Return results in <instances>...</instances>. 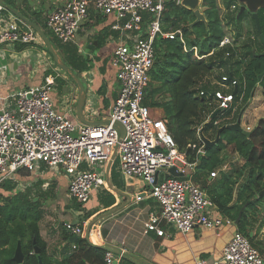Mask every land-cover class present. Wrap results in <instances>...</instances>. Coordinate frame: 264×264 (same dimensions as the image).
<instances>
[{
  "label": "built area",
  "instance_id": "obj_1",
  "mask_svg": "<svg viewBox=\"0 0 264 264\" xmlns=\"http://www.w3.org/2000/svg\"><path fill=\"white\" fill-rule=\"evenodd\" d=\"M180 2L177 0L176 4ZM164 6L165 0H61L55 6L47 16L46 28L62 44L75 43L90 9L114 16L110 30L119 35L120 43L111 61L119 85L118 94L110 110L109 123L96 126L73 122L54 108L51 96L56 80L61 79L58 69L53 70L54 75L44 76L40 85L16 92L12 102H0V186L14 181L22 191L31 182L23 180L21 172L40 173L41 167L58 170L66 175L68 198L84 205L93 192L104 190L107 184L95 168L110 162L117 154L121 175L142 182L160 207L158 213L149 214L145 234L166 236L160 223L180 234L190 233L195 226L214 229L230 223L212 214V202L192 181L195 163H189L178 150L167 131L166 121L153 120L150 108L143 104L154 62L155 39L160 35L173 40L182 33L180 30L162 32ZM237 7V4L231 5L230 11ZM17 44L44 47L38 33L30 27L21 29L17 19L0 3V46ZM226 45L231 42L224 39L219 47ZM227 79H221L226 91L236 86L234 80L225 84ZM232 97L230 93L216 91L212 100L215 109L228 110ZM116 124L123 129V138ZM204 153L202 145L196 156ZM171 168L183 177H170ZM159 175L165 178L160 180ZM216 176V172L210 174V178ZM63 227L71 236L84 234L83 225L66 223ZM121 259V255L109 250L103 255L104 264H120ZM221 263L264 264V258L236 230L223 249Z\"/></svg>",
  "mask_w": 264,
  "mask_h": 264
},
{
  "label": "crops",
  "instance_id": "obj_2",
  "mask_svg": "<svg viewBox=\"0 0 264 264\" xmlns=\"http://www.w3.org/2000/svg\"><path fill=\"white\" fill-rule=\"evenodd\" d=\"M60 3L61 0H17L16 9L13 10L42 30L41 24L46 26L47 16ZM226 3L233 5L236 2L234 0H217L225 32V37L222 40L227 39L231 42V45L226 46L233 49L243 41H253L255 44L253 24L248 21L242 22L245 30L240 32L239 41L235 40V35L239 32L237 29L232 28V33L228 34L226 26L231 27L234 17L232 13H235L238 7L231 12H226ZM261 10L264 9L257 12ZM200 11L203 13L201 4ZM13 16L17 19L21 29L32 28L28 23L15 15ZM114 20L113 15L104 16L90 9L88 18L81 24L74 43L79 54L87 59L89 67L82 73H75L85 91L82 115L87 122L96 124H103L109 120L110 110L119 89L115 68L111 61L113 52L120 43L119 35L110 30V25ZM42 32L50 41L45 31L42 30ZM41 41L44 47L21 44L0 46L1 103L12 102L16 92L40 85L46 72L58 69L51 56L48 55L49 53L47 54L44 41L42 39ZM254 46L256 47V45ZM260 55L264 59V52ZM215 78L216 75L211 77V84L223 87L222 81ZM59 80L62 81L63 86L66 83L64 89L67 90L63 93H61L62 90L57 91L58 85L56 84L51 96L54 108L60 113H65L71 121L85 125L81 123L76 114L78 94L76 85L63 72H61ZM68 82L74 87L70 88L71 85L68 86ZM244 105L246 107L241 110L236 122L239 120L240 128L250 132L258 126L260 120H264V98L259 85L255 86ZM149 108L155 120H164L162 109ZM228 149L227 153L231 156L228 157L227 153H222L223 157L226 156L228 159L227 163L214 171L217 175L219 172L227 171L232 165L242 164L232 148ZM95 172L102 174L107 184L104 190L93 192L90 200L84 205L68 198V181L66 182L64 179L66 175L62 171H51L41 167L40 173L22 172L21 174L22 179L31 182L29 188H32L37 182L32 191V195L35 196L33 201H38L40 205L42 219L39 222V234L46 244V255L51 260V264L60 263L75 251V246H73L75 242L70 241L73 236L67 234L63 227L66 223L83 225L84 234L80 237L85 238L93 247L121 255L120 264H222L223 249L234 232L238 231L239 222L236 223V221L225 218L213 206L212 214L230 223L221 224L214 229L195 226L188 234H180L165 223H160L159 226L166 236L158 237L155 233L145 234L144 225L149 214L160 211L159 205L150 197L148 188L144 184L141 185L140 182L133 186L124 182V176L119 172L117 154L110 162L96 167ZM25 173H28L30 178L25 177ZM55 174L62 175V178H58ZM164 178V175H159L160 180ZM46 179H50L52 184H48ZM56 185L59 190L63 191L66 200L61 198L57 200L56 193H51ZM262 207L257 221L253 222L247 231L252 239V245L264 258V211ZM242 213L243 209L239 214L242 216Z\"/></svg>",
  "mask_w": 264,
  "mask_h": 264
},
{
  "label": "trees",
  "instance_id": "obj_3",
  "mask_svg": "<svg viewBox=\"0 0 264 264\" xmlns=\"http://www.w3.org/2000/svg\"><path fill=\"white\" fill-rule=\"evenodd\" d=\"M176 1L165 0L161 29L163 33L177 30L182 33L173 40L160 35L155 39L154 62L143 104L163 110L169 135L186 160L196 165L193 183L205 191L217 211L225 218L236 221L243 209L238 231L252 244L247 228L257 221L264 202V197H259L264 189V120H260L258 126L250 131L249 137L224 129L217 144L204 155L196 156V152L203 145L200 132L205 139L215 140L220 128L236 122L243 109L239 103L245 104L255 86L261 87L264 98V59L260 55L264 47L255 31V44L243 41L233 49L228 46L219 48L225 32L217 0H202L206 23L200 22L192 28L189 26L195 20L193 13L177 5ZM2 2L4 7L16 9L17 0ZM225 5L228 12L231 3ZM237 11L235 19L241 22L247 11ZM257 14L264 35V10ZM240 38L239 31L235 40ZM50 43L72 72L79 74L89 69L87 59L79 54L74 44H62L57 40H50ZM213 75L218 81L227 77L225 84L234 80L236 86L226 91L223 87L212 85ZM216 91L233 96L228 110L215 109L212 100ZM216 112L219 113L211 119ZM192 146L195 148L192 149ZM229 147L242 164L232 165L210 179V174L225 164L222 153ZM24 175L30 178L28 173ZM36 184L24 191L17 189L14 181H6L0 186V264H16L13 256L18 243L23 254L22 264L52 263L39 234L42 212L39 202H34L35 196L32 195ZM73 246L75 251L55 264H104L105 250L91 246L85 238L80 237ZM35 249L40 251L39 255L35 254Z\"/></svg>",
  "mask_w": 264,
  "mask_h": 264
},
{
  "label": "water",
  "instance_id": "obj_4",
  "mask_svg": "<svg viewBox=\"0 0 264 264\" xmlns=\"http://www.w3.org/2000/svg\"><path fill=\"white\" fill-rule=\"evenodd\" d=\"M235 1L238 3V5L240 7V12L247 11V12L251 13V17L254 20L255 25H256V31H257V33L260 36V40H261L262 44L264 45V35L261 32V27H260L258 15H257V11L258 10L264 9V0H235ZM0 3L2 5H4L3 2H2V0H0ZM201 3H202L201 0H181V2H180V6L183 7V8H185L186 10L192 12L193 15H194V17H195L194 22L189 26L190 28H192L194 25H196V24H198L200 22H202L204 24L206 23L205 17L203 15V13L200 11V4ZM5 9L9 13H11V14L15 15L16 17H18L19 19H21L22 21L28 23V25H30L39 34V36L41 37V39L44 41L45 46H46V50L49 53V55L51 56L54 64L56 65V67L61 72L67 74L70 77L71 81L76 85V87L78 89L77 104H76V114L79 117V120L81 121V123L82 124H85L87 126L102 125V124H96V123L87 122L83 118L82 110H83L84 100H85V91H84L83 85H82L81 81L79 80V78L77 77V75L75 73H73L70 68H68L66 65H64V63L62 62L61 58L57 54L56 50L54 49V47L52 46V44L50 43V41L47 39V37L45 36V34L42 32V30H40L37 26H35L31 22L27 21L25 18H23L21 15H19L13 9L7 8V7H5ZM218 113L219 112H216L211 117V119L216 114H218ZM108 123L109 122L107 121V122L103 123V125H107ZM239 123H240V121L238 120L236 122V124H234V125H228V126H226L224 128H220L217 131L215 140H213V141H209V140L205 139L202 136L201 132H200L199 136H200L201 142L204 145V151H207L210 147H212L215 144H217V142L219 140V137H220V133L224 129H227V130L233 131V132H237V133H241L243 136L249 137L250 132L243 131L240 128ZM115 127L119 131L120 137L123 138V134H124L123 129L118 124H116ZM201 131H202V129H201ZM168 175L170 177H174V178H182L183 177L182 174L176 173L174 168L169 169ZM123 180H124V182L127 185H130V186H133V185H135V184H137V183L140 182L137 179L132 178V177H129V176H124L123 177ZM140 184L142 185L143 183L140 182ZM261 196L264 197V189L259 193V197H261ZM262 209L264 211V204H263ZM240 216H241V214H239V216H238V218L236 220V223L239 222ZM77 239H78L77 236H73V237H71L70 241L72 243H74V242L77 241ZM39 253H40V251L38 249H35V254L36 255H39ZM13 261L16 264H22V262H23V254H22L21 246H20L19 243L17 244L16 250L14 252Z\"/></svg>",
  "mask_w": 264,
  "mask_h": 264
},
{
  "label": "rangeland",
  "instance_id": "obj_5",
  "mask_svg": "<svg viewBox=\"0 0 264 264\" xmlns=\"http://www.w3.org/2000/svg\"><path fill=\"white\" fill-rule=\"evenodd\" d=\"M237 3V2H236ZM202 3H201V7H202ZM240 9V8H239ZM235 12H238V11H235ZM240 13H242V12H240ZM236 14V13H235ZM235 14L234 13H232V15L234 16L233 17V21L231 22V27H229V26H226V31H228V34H231L232 33V28L233 29H237V30H239L240 32H244V30H245V27H244V25H243V23L242 22H245V21H248L250 24H253V32L255 33V31H256V25H255V22H254V20L252 19V17H251V13H248V12H246V14L243 16L244 17V20L243 21H241V22H238V20H236L235 18H237V16H235ZM254 22V23H253ZM43 24H41V28H42V30H44L45 31V33H46V35L48 36V38L50 39V40H52V41H56V39L54 38V36H53V34L46 28V26L44 25V26H42ZM54 39V40H53ZM57 54H58V52H57ZM62 58H63V56H62ZM52 61V60H51ZM59 71V70H58ZM60 72V71H59ZM51 75H54L52 72H46V74H45V76H51ZM56 83H57V85H58V87H57V91H61V93H63L64 91H66L65 89H64V86L66 85V83H65V85L63 86V83H62V81H60L59 79L58 80H56ZM69 83V85L68 86H70L71 85V87L70 88H73L74 86L70 83V82H68ZM73 86V87H72ZM241 105H243V108L244 107H246V105H244L243 103H240ZM240 105V106H241ZM151 114V113H150ZM151 117H152V115H151ZM152 119L153 120H155L153 117H152ZM229 150V149H228ZM227 149L223 152V154H225V153H227V151H228ZM223 154H222V156H223ZM227 156L229 157V156H231V154H229V153H227ZM228 157H224L225 158V163H227V159H228ZM55 175H57V177L58 178H62V175H60V174H55ZM55 178V177H54ZM45 179V178H44ZM65 180H66V182H67V178L65 177L64 178ZM46 182L48 183V184H52V181H50V179H46ZM53 182H55V181H53ZM56 183V182H55ZM27 189H29V187L27 188ZM24 190H26V189H24ZM23 190V191H24ZM48 194H49V191L47 192ZM51 193L52 194H55L56 193V197H57V200L58 199H65V197H64V193H63V191L60 189H58V186L56 185L53 189H52V191H51ZM66 200V199H65Z\"/></svg>",
  "mask_w": 264,
  "mask_h": 264
},
{
  "label": "clouds",
  "instance_id": "obj_6",
  "mask_svg": "<svg viewBox=\"0 0 264 264\" xmlns=\"http://www.w3.org/2000/svg\"><path fill=\"white\" fill-rule=\"evenodd\" d=\"M235 1V0H234ZM236 2V1H235ZM237 5H238V3H236ZM4 6V5H3ZM231 7V6H230ZM240 7H239V5H238V9H239ZM229 12H231L230 10H229ZM247 132V131H246ZM203 144V143H202ZM204 146V145H203Z\"/></svg>",
  "mask_w": 264,
  "mask_h": 264
}]
</instances>
